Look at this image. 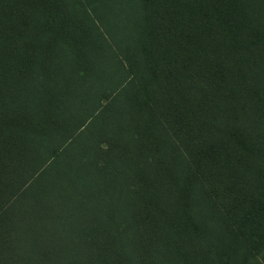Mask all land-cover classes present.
<instances>
[{
    "label": "trees",
    "instance_id": "16d2710c",
    "mask_svg": "<svg viewBox=\"0 0 264 264\" xmlns=\"http://www.w3.org/2000/svg\"><path fill=\"white\" fill-rule=\"evenodd\" d=\"M0 264H264V0H0Z\"/></svg>",
    "mask_w": 264,
    "mask_h": 264
}]
</instances>
